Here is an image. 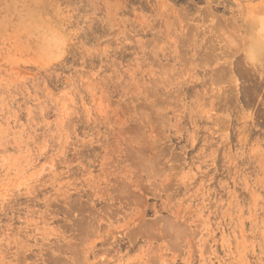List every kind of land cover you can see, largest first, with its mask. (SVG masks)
<instances>
[{"label":"rangeland","instance_id":"1","mask_svg":"<svg viewBox=\"0 0 264 264\" xmlns=\"http://www.w3.org/2000/svg\"><path fill=\"white\" fill-rule=\"evenodd\" d=\"M0 264H264V0H0Z\"/></svg>","mask_w":264,"mask_h":264},{"label":"bare ground","instance_id":"2","mask_svg":"<svg viewBox=\"0 0 264 264\" xmlns=\"http://www.w3.org/2000/svg\"><path fill=\"white\" fill-rule=\"evenodd\" d=\"M208 6H209V5H208ZM203 8H204V7H203ZM203 11H204V10H203ZM204 12H205V11H204ZM212 14H213V13H212ZM223 21H224V20H223ZM223 23H225V22H223ZM225 24H226V23H225ZM218 25H219V26H218ZM218 25H217V26L220 27L221 24H218ZM238 39H239V38H238ZM239 41H240V40H239ZM154 163H155V162H154ZM144 164H145V163H144ZM150 164H153V163L150 162ZM146 165H149V164H146ZM147 168H148V167H147ZM148 169H149V168H148Z\"/></svg>","mask_w":264,"mask_h":264}]
</instances>
